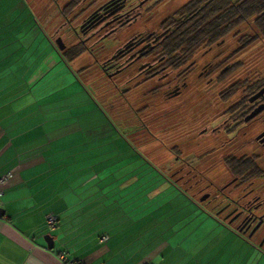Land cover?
Returning a JSON list of instances; mask_svg holds the SVG:
<instances>
[{"label":"crops","instance_id":"crops-1","mask_svg":"<svg viewBox=\"0 0 264 264\" xmlns=\"http://www.w3.org/2000/svg\"><path fill=\"white\" fill-rule=\"evenodd\" d=\"M52 1L0 0V177L9 175L0 184V264H61L60 251L82 264H264L262 247L253 261L207 251L213 242L202 239L205 225L189 226L202 206L181 185L145 199L137 187L125 191L136 177H118L111 193L105 173L95 186L91 152L78 148L91 134L78 126L87 138L79 142L80 117L63 115L61 102L51 99L62 85L61 53L47 45L60 22ZM169 199L178 200L176 208H167ZM49 213L57 218L52 231L45 227ZM223 216L215 228L253 250L245 231ZM45 235L53 238L51 250Z\"/></svg>","mask_w":264,"mask_h":264},{"label":"rangeland","instance_id":"rangeland-1","mask_svg":"<svg viewBox=\"0 0 264 264\" xmlns=\"http://www.w3.org/2000/svg\"><path fill=\"white\" fill-rule=\"evenodd\" d=\"M54 1L63 9L74 0ZM109 1L76 0V6L71 13H67L65 19L59 13L60 22L53 29L55 38L60 37L67 47L73 46L71 51L84 48L75 60L69 54L58 55L62 62V72L61 78L58 75L57 78L62 85L55 90L51 99L53 102H61L59 105L63 115L77 113L80 117L77 127L84 124L87 133L91 134L90 140L78 148L83 149L82 152H91L93 158L90 159L94 164L91 171L94 172L95 186H99L102 182L99 180L105 173V178L110 177L111 182L105 191L111 193L118 190L115 180L118 177H136L135 181L125 185V191L131 192L132 188L137 187L134 191L139 192L141 189L144 199L155 192L161 196L177 189L176 185L186 189L197 179L196 177L187 183L182 180L175 182L178 176L175 173L182 168V162L193 166L195 173L200 172L216 185L226 183L228 176L219 166L221 155L240 156L259 152L254 150L251 153L252 149H245L246 152L237 151L233 146L221 151L219 145L228 137H199L196 131L225 118L235 100L246 94L249 83L264 82V42L259 39L247 44L254 35L251 20L249 24L242 23L231 30L221 39L219 47L206 57H201L204 49L202 47L188 55L183 64L195 60L191 74L186 78L188 87L181 98L167 101L162 94L167 89L164 86L158 87L162 80L158 82V78H150L157 68L138 73L140 69L136 67L139 64L142 67L153 64L160 54L153 51L137 62L135 59L139 53L136 52L148 34H157L163 30L167 19H179L174 15L175 12L189 0H146L141 5L143 0H125L126 9L135 6L141 8V16L135 21H132L135 17L131 14L122 18V23L116 26V23L111 24L112 18L104 17L98 33L97 28L90 30L84 27L81 30V20L90 14L102 13L103 7ZM47 45L55 50L54 41L47 38ZM212 64L216 65V70L233 65L235 68H232V74L222 76L223 82L217 86L213 83L204 87L195 82L198 71L201 68L209 69ZM78 116L74 117V121ZM78 128V134L82 136L79 142H82V139H87L83 137L85 130H81L83 127ZM259 129L255 125L253 133ZM257 163L264 166V159L259 158ZM204 184H197L192 191H197ZM169 201L167 208H171V205L177 207V199ZM223 203L226 201H222V205ZM196 208L203 211L201 215L212 220H206L204 224L203 216L196 214L189 222L192 229L197 224L205 225L206 233L202 235V239L210 240L208 243L213 242L210 244L213 247L217 246L214 249L208 247L207 251L212 250L218 255L232 256L235 259L247 255L252 261L261 254L257 252V246L254 245L253 250L238 246L235 237H227L225 232L221 233L217 226L215 228L214 225L219 221L215 220L218 215L214 211L207 208L205 210L203 207Z\"/></svg>","mask_w":264,"mask_h":264},{"label":"flooded vegetation","instance_id":"flooded-vegetation-1","mask_svg":"<svg viewBox=\"0 0 264 264\" xmlns=\"http://www.w3.org/2000/svg\"><path fill=\"white\" fill-rule=\"evenodd\" d=\"M124 2L125 0H110L103 7L102 13L90 14L92 17H90V24L87 28L90 30L97 28V31L106 17L108 19L112 18L111 24L116 23V26H118L122 23V18L128 15L132 14V17H135L132 21L141 16V8L139 9L135 6L134 8L126 9ZM115 3L117 5L113 8ZM169 30L167 28L157 34H148L142 43L143 45L136 52L139 53V58L137 57L135 60L138 62L142 59L144 49H147V47H149L150 51H157L159 53L158 46ZM219 45L216 44L204 48L201 57H206ZM161 62L162 60L157 59L151 65L142 67V64H139L136 67L140 69L138 73L157 68L150 75V78H158V82L162 80L161 85L158 87L164 86L167 89V91L162 92L165 96L164 98L167 101L181 98L188 87L186 78L191 74L190 71L193 68L195 60L182 64L179 67L176 66L175 62L164 65ZM215 67L216 65L212 64L209 69L201 68L196 74L197 79H195V82L204 87L213 83L215 86L221 84L223 82L222 76L226 75L230 67L224 66L217 70ZM176 71L178 73L174 74ZM207 73H209L208 76ZM257 82L259 81L249 83L248 90H250V93H247L248 90L246 88V94L235 100L225 118L219 119L220 121L212 126H203L196 131V135L199 137L203 135L228 137L220 143L219 148L221 151H225L233 146L237 151L244 150L246 152L245 149H252L251 153L254 150L259 153L251 155L245 153L240 156L231 154L221 155L222 159L219 162V166L223 168L224 173L228 176L227 182L224 184H214L200 172L195 173V168L186 162H182L184 163L181 166L182 168L176 171L175 176H178L175 178V182L182 180V182L187 183L189 180L197 177L192 185H188L186 189H183L191 195L196 196L203 208L214 211L218 216L224 215L223 218L227 224H235L237 230L245 231L247 238L253 241L256 244L255 246L264 248V166H260L257 163L259 158L264 159V93L252 99L261 89H264V82ZM255 125L259 126L260 129L256 133H253ZM250 162H252L253 166H256L257 170L239 169ZM201 182H204L205 186H202L197 191H192ZM222 201H226V203L222 205Z\"/></svg>","mask_w":264,"mask_h":264},{"label":"trees","instance_id":"trees-1","mask_svg":"<svg viewBox=\"0 0 264 264\" xmlns=\"http://www.w3.org/2000/svg\"><path fill=\"white\" fill-rule=\"evenodd\" d=\"M76 4V0L70 1L63 9L57 10L56 13H61L63 19H65L67 13H71ZM116 5L117 3L113 5V8ZM174 15L179 17V19H167L166 25L162 28L170 29L158 46L159 59L162 60V64L175 62L176 66L179 67L184 63L188 55L193 54L201 47L206 48L220 44L221 39L231 30L239 24H249L250 20L254 27V35L249 38L247 44L259 39L264 42V0H189ZM90 17L92 16H86L81 20V30L84 27L87 29L90 24ZM52 32L54 31L52 30ZM72 48L73 46H65L60 53L69 54L70 57H74L72 59H75L78 57L77 54L81 55L80 51L84 49L82 47L75 52L71 51ZM145 50H149V47ZM152 52L150 50L148 52L145 51L142 58L149 56ZM234 66L228 68L226 75L231 73ZM239 169L257 170L252 162Z\"/></svg>","mask_w":264,"mask_h":264},{"label":"built area","instance_id":"built-area-1","mask_svg":"<svg viewBox=\"0 0 264 264\" xmlns=\"http://www.w3.org/2000/svg\"><path fill=\"white\" fill-rule=\"evenodd\" d=\"M9 175L8 174H4L0 177V184L4 183V181L7 179ZM0 196H1V192H0ZM1 206V203H0ZM57 225V218L55 215L49 213L46 215L45 217V227L47 228V230L52 231L56 228ZM107 239L106 236L101 237V241H105ZM57 257L60 261L61 264H82L80 263V261H76L74 259H69L66 255V253H64L63 251L58 252Z\"/></svg>","mask_w":264,"mask_h":264},{"label":"water","instance_id":"water-1","mask_svg":"<svg viewBox=\"0 0 264 264\" xmlns=\"http://www.w3.org/2000/svg\"><path fill=\"white\" fill-rule=\"evenodd\" d=\"M145 1H146V0H143V1L140 3V5H141L143 2H145ZM54 43H55L56 48H57L59 51H61V50H63V49L65 48V45H64V43L62 42V39H61L60 37L55 38ZM262 93H264V89H261V90L259 91V93H258L257 95H255L252 99H255L256 97H258V96L261 95ZM43 239H44V241H45V243H46V247H47V249H49V250L53 249V246H54L53 238H52L50 235H45V236L43 237Z\"/></svg>","mask_w":264,"mask_h":264}]
</instances>
